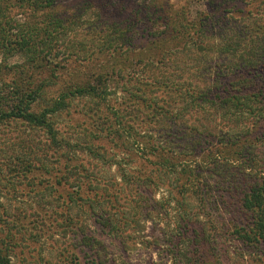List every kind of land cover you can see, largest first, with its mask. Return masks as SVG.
<instances>
[{"label":"trees","instance_id":"obj_1","mask_svg":"<svg viewBox=\"0 0 264 264\" xmlns=\"http://www.w3.org/2000/svg\"><path fill=\"white\" fill-rule=\"evenodd\" d=\"M75 100L94 118L85 134L61 119ZM11 123L53 236L84 242L90 263L103 235L122 252L153 246L139 224L168 213L162 264H235L222 235L264 264V0H0V129ZM12 244L0 236V264Z\"/></svg>","mask_w":264,"mask_h":264},{"label":"rangeland","instance_id":"obj_2","mask_svg":"<svg viewBox=\"0 0 264 264\" xmlns=\"http://www.w3.org/2000/svg\"><path fill=\"white\" fill-rule=\"evenodd\" d=\"M173 1L180 3L184 0ZM203 7L202 4L191 3L193 13L197 9H203ZM21 60L22 58L17 55L8 61L14 63ZM88 104L83 100H75L71 112L61 117L64 121L71 123L73 132L81 131L85 134L87 131L93 130L92 126H96L94 118L91 116L73 112L80 111ZM21 129H23V126L15 123L3 125L0 129V196H2L0 202L3 204L1 208L5 214L2 220L3 228H0V236L8 235L16 243L12 244V261L14 264H94L90 263L93 258L90 255L89 247L84 242H71L70 238L67 240L57 234L53 236L55 232L50 223L52 208L49 205L51 198L48 195L41 196L40 183L42 176L40 170L35 168L23 174L20 164L18 163V166H16V163L13 162L16 153L20 154L27 147L22 143L21 138H14L15 133ZM35 139L37 141L39 136L36 135ZM99 142L102 143L103 140H99ZM112 171H114V167ZM45 182L51 183L52 181L49 179ZM45 193L48 194V190ZM49 194L53 195V189L49 190ZM162 194L166 195V192L160 188L155 197L160 199ZM166 214H158L152 220L143 221L139 224V229H142L140 234L146 240L156 239L153 246H149L147 243L135 245L129 242L127 249L122 252L118 244H113L104 235L101 236V244L96 246L100 248L98 264H108L109 259H114V264L164 263L170 255H166L165 244L161 238L162 233L159 232V228L173 221L169 214ZM225 214V217H228V214ZM55 239H57V242H54ZM218 245L220 254L232 257V252H234L231 263L256 264L249 260L253 256H249L248 252L239 250L236 254V246L238 247V245L234 244L230 238L227 240L222 235L219 237ZM59 252H62L61 257H59ZM71 252H75L76 258L65 257L67 253L70 254ZM182 255L183 253H178L177 257Z\"/></svg>","mask_w":264,"mask_h":264}]
</instances>
